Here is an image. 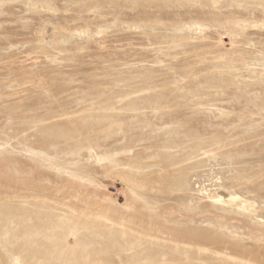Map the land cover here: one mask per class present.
I'll use <instances>...</instances> for the list:
<instances>
[{"label": "rangeland", "instance_id": "1", "mask_svg": "<svg viewBox=\"0 0 264 264\" xmlns=\"http://www.w3.org/2000/svg\"><path fill=\"white\" fill-rule=\"evenodd\" d=\"M0 264H264V0H0Z\"/></svg>", "mask_w": 264, "mask_h": 264}, {"label": "bare ground", "instance_id": "2", "mask_svg": "<svg viewBox=\"0 0 264 264\" xmlns=\"http://www.w3.org/2000/svg\"><path fill=\"white\" fill-rule=\"evenodd\" d=\"M219 43H220V44H222V41H221V40H219Z\"/></svg>", "mask_w": 264, "mask_h": 264}]
</instances>
